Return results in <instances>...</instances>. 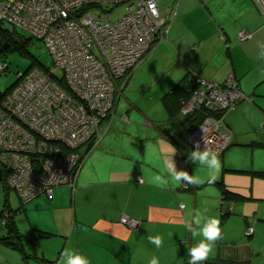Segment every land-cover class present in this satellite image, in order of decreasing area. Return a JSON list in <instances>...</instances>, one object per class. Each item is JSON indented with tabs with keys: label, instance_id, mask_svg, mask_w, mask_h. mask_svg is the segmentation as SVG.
<instances>
[{
	"label": "crops",
	"instance_id": "1",
	"mask_svg": "<svg viewBox=\"0 0 264 264\" xmlns=\"http://www.w3.org/2000/svg\"><path fill=\"white\" fill-rule=\"evenodd\" d=\"M163 1L164 7L170 9L166 13L160 9L167 16L166 37L154 44L128 79L134 77L142 84L154 85L161 76L165 87L161 85L162 96L189 77L191 70L217 82L234 73L240 90L252 97V102L242 107L248 128L238 126L241 108L225 115L231 136L219 154L221 168L215 175L238 190L225 172H244L225 168L247 170V166L233 162V150L264 146L261 140H240L257 132L259 124H252L249 114L260 120L264 117V58L259 56V45L264 43V15L251 0H158ZM244 28L251 36L239 40L237 35ZM153 72L161 75H150ZM119 96L120 93L104 135L81 162L74 187L57 186L51 195L41 194L18 206L22 210L15 213L14 219L20 232L29 237H35L33 229L48 233L35 237V253L55 259L56 264L66 248L84 255L90 264H149L154 256L159 264H189L187 249L202 237L194 239L184 225L192 218L190 214L201 212L221 221L222 238L216 242L209 260L264 264V190H260L264 181L255 183L253 179L249 192L238 190L250 199L222 200L219 187L209 182L210 170L188 159L196 147L179 146L166 134L171 124L164 106L165 116L148 112L127 97L128 108L125 102L119 107ZM254 141L258 143L253 144ZM173 152L177 169L187 170L204 183L185 187L186 183L181 182L174 187L169 182L160 186L155 178L169 179L165 161L173 158ZM229 207V214L222 217L221 208ZM122 215L137 219V225L131 227L122 222ZM248 223L254 229L249 236L244 232ZM157 235L163 239L159 248L149 241L150 236ZM1 246L4 259L0 258V264L37 262L32 257L25 260L16 249Z\"/></svg>",
	"mask_w": 264,
	"mask_h": 264
},
{
	"label": "built area",
	"instance_id": "2",
	"mask_svg": "<svg viewBox=\"0 0 264 264\" xmlns=\"http://www.w3.org/2000/svg\"><path fill=\"white\" fill-rule=\"evenodd\" d=\"M152 2L155 16L148 7ZM252 2L264 15V0ZM107 3L126 4L119 20H103L91 10L107 12ZM166 19L158 0H0V20L42 39L52 56L51 72L61 69L66 84L32 67L0 100V164L23 202L51 195L60 185L74 187L85 154L102 136L99 122L112 107L116 79L129 74L166 37ZM250 36L245 28L237 35L239 40ZM194 82L190 97L181 100V111L201 109L203 117L188 141L195 147L199 141L202 150L209 141L207 146L219 155L231 136L226 113L251 97L240 90L233 72L222 83L199 74ZM91 137L87 152L76 150ZM120 219L131 227L138 223L127 215ZM252 230L249 225L246 232Z\"/></svg>",
	"mask_w": 264,
	"mask_h": 264
},
{
	"label": "rangeland",
	"instance_id": "3",
	"mask_svg": "<svg viewBox=\"0 0 264 264\" xmlns=\"http://www.w3.org/2000/svg\"><path fill=\"white\" fill-rule=\"evenodd\" d=\"M164 3H166V1L159 3V7H160L159 9H161L162 11L165 10V13H166V9H168V8L164 7ZM103 5H104V8L106 10H108L107 12H104V11H102V9H99V8H92L91 9L96 15H99L103 20H106L107 16H109L112 20H119L123 16V14L125 13L126 4L113 5L111 3H107V4H103ZM164 15L166 16V14H164ZM4 25L6 27L11 28V29L13 28L12 24H10L8 22H4ZM14 34L18 37L31 36L30 31L25 29V28H22V27H16ZM28 48H29L30 53L33 54L35 57H37L38 60L44 66L53 67L52 56H51L47 46L45 45V43L43 42L42 39L37 38V37L32 35L31 36V42L28 44ZM0 61L2 63L5 62L7 64V69H0V92H3L11 84L14 83V81L16 80V78L18 76V72H23L28 67V65L30 63V59L28 57L24 56L23 54H21L17 50H7L5 52L0 53ZM134 69H132V71L129 74H125L124 76H121L120 78L116 79V89L114 92L112 107L108 111L107 115L103 119H101L99 122V128H100L102 136L104 135L105 130L108 128V125L110 123V119H111V117L113 115V111H114L115 98L117 97V95L119 93H120L119 107H121L123 105L122 102H125V107L128 108L127 102H126L128 100L125 99L127 97V98H130L129 101L133 100V101L137 102L139 104V106H141L144 110H147L148 112L151 111L154 114L155 113L158 114V112H159V114L163 113V115L165 116V110L163 108L161 101L159 100V98L161 96L160 91L164 90V89H162L161 85L163 86V88H165L163 80L161 79V76H160L161 73L160 72H153L152 74H150V75H154V74L156 75L157 74L158 77L160 76L159 79L158 78L155 79L154 85L151 84V82H145L142 84L139 81H135L134 77H130L128 79L129 75H131V73L133 72ZM55 72L61 74V69L55 68ZM150 75H148V76H150ZM124 82H127V84L125 85V87L122 88ZM247 102H248V100L243 98L242 100H240V102H238L236 104V109L235 110L232 109L233 110L232 112H236V110L238 111V109L241 108V110L239 111V114H241V117L239 116V118H241V120L239 121V125H238V126H240V128L241 127L242 128H248L247 127V125H248L247 119H246L247 117H244L242 114L244 111H246L242 107L244 105H246L245 103H247ZM255 114L257 116L259 115L256 112H255ZM179 115L180 116L184 115V113L181 111V108H180ZM235 116L237 117L238 113ZM249 116H250V121L252 124H255V123L259 124V125H257V129H256L257 132L254 131V133H253L254 135H250V133H248V134L244 135L243 137H241L240 140H244V141H248V142L251 140L264 141V117L260 120L256 116L254 117V115H252V114H249ZM230 129L232 130V128H230ZM98 141H97V143H98ZM91 142H92V137L90 139H88L87 142L80 144L81 146L77 147L76 150L77 149H78V151L81 150V152L85 151V149L87 148V145ZM236 145L237 144L235 143L233 146H236ZM81 147H84V149L83 148L80 149ZM232 155H233V162L240 163L243 166H247L246 167L247 169L258 168V169L264 170V146H255V147L242 146L236 150H233ZM225 175L231 176L232 179H230V181L232 183L236 184V189L240 190V188H243V190L246 192L247 191L249 192L250 188H252L251 182H253V179H255L254 180L255 183H256V180H263L264 181V177H259V176L254 177L251 174H247V173H234L231 171H226ZM240 184H242V187H240ZM254 187H255V185H254ZM260 190H264V187H262ZM5 198L7 199L9 207L11 206L10 208H12V209L17 208L22 203V200L19 198L18 194L14 190L5 188V185L2 184V185H0V212H1V209L4 205ZM15 213L17 214L18 211H16ZM24 234L28 235L27 233H24ZM0 247L3 248V246H1V244H0ZM3 256L4 255H2L0 253V258L4 259ZM35 263L39 264L36 261H35Z\"/></svg>",
	"mask_w": 264,
	"mask_h": 264
},
{
	"label": "trees",
	"instance_id": "4",
	"mask_svg": "<svg viewBox=\"0 0 264 264\" xmlns=\"http://www.w3.org/2000/svg\"><path fill=\"white\" fill-rule=\"evenodd\" d=\"M15 30H16L15 26H13V28L11 29L4 25V21L0 20V53L5 52L7 50H17L24 56L28 57L30 59V63L23 72H18V76L13 84H11L5 91L0 92V100L3 99V97H5V95L9 91H11V89H13V87L17 84V82L20 80L21 73L27 72L32 67H38L41 70H44L45 72L49 73L50 76L59 85L65 87L66 84L64 81V77L62 76V73L61 74L56 73L55 70L51 72L52 67L44 66L38 60L37 57H35L33 54L30 53L28 44L31 42L32 35L28 37H25V36L18 37L14 34ZM153 46L154 45H152V47ZM152 47L148 50V52L152 49ZM0 63L2 62L0 61ZM0 69H7V64L5 63L4 67ZM188 74H189V77H184L182 80L174 84L160 98L161 103L167 112V115H168V118L170 119V124H171L170 128L166 129L165 132L179 146H186L187 144L190 145L188 142V137L190 133L192 132V130H194V128L200 123L203 117V113L201 109H193L192 111L184 115H181V116L179 115L180 108L183 104L181 100L182 99L187 100L190 97V95L192 94L193 90L196 87L194 79L196 78L197 74L201 75L200 73L194 70H191ZM124 85H125V82L122 88L124 87ZM250 102H252V97H251ZM235 108H236V105L234 106L233 110ZM252 143L255 144L258 142L254 141ZM89 145L90 143L87 145V148L85 149V151H82V152L84 153L87 152V150H89L90 148ZM79 152H81V150ZM225 169L236 171V172L248 173V174H251L252 176L264 177V170H258V169L245 170V169H229V168H225ZM6 174H7V168L3 166L2 164H0V185L4 184L5 188L14 190L7 184ZM214 183L220 189L222 200L226 199V200H232V201H240V200H247L251 198L249 195H245L239 192L238 190H235L229 187L224 182V180L221 178L215 179ZM19 198L22 200L20 196ZM10 207L7 202V199L5 198L4 205L0 212V243L19 251L25 260L32 257L36 259L39 264H56L55 259H48L46 257H43L42 255H37L35 253V245H36L35 237L37 235L45 236L48 233L37 230V229H33L35 237H29L25 235L24 233L20 232V230L17 227L16 221L14 219V215L16 211L22 210V207H17L15 209H12ZM230 210H231V207H229L227 210L221 208L222 217L227 216ZM249 225H252V224L248 223L244 230L245 234L248 236L251 235L254 231L253 229L251 232H246V229ZM206 262H218L219 264H250L249 260L235 261V260L221 259V258L211 259Z\"/></svg>",
	"mask_w": 264,
	"mask_h": 264
},
{
	"label": "clouds",
	"instance_id": "5",
	"mask_svg": "<svg viewBox=\"0 0 264 264\" xmlns=\"http://www.w3.org/2000/svg\"><path fill=\"white\" fill-rule=\"evenodd\" d=\"M148 7L153 16L157 15L154 2L149 3ZM259 47L261 49L259 56L260 58H264V43L260 44ZM208 143L209 141H205V147L201 150L199 141H197L196 148L189 153L188 159L197 165L206 166L210 170L209 182H214L216 179L215 173L219 172L221 162L218 153L209 148L207 146ZM175 153H172L173 158L171 160L165 161V166L169 171V179L162 180L159 176L155 178L160 183V186H167L169 182L174 187H179L181 182L194 186H199L204 183L200 177L190 175L187 170L177 169L174 160ZM180 207L183 208L184 205L181 204ZM190 215L192 218L184 225L185 228L191 232L194 239L196 237L202 238L187 249V255L190 257L189 264H205L212 257L216 242L222 238L221 221L217 217L206 216L201 212ZM149 241L157 248L163 245V239L158 235L150 236ZM59 264H90V262L84 255L66 248L60 256ZM149 264H159L158 258L155 256L152 257Z\"/></svg>",
	"mask_w": 264,
	"mask_h": 264
},
{
	"label": "bare ground",
	"instance_id": "6",
	"mask_svg": "<svg viewBox=\"0 0 264 264\" xmlns=\"http://www.w3.org/2000/svg\"><path fill=\"white\" fill-rule=\"evenodd\" d=\"M192 111V110H191ZM190 112V111H189Z\"/></svg>",
	"mask_w": 264,
	"mask_h": 264
}]
</instances>
